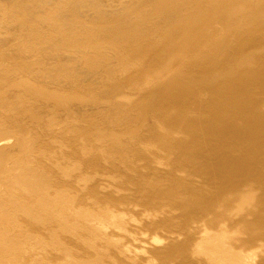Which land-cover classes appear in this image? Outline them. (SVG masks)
<instances>
[{"label": "rangeland", "instance_id": "rangeland-1", "mask_svg": "<svg viewBox=\"0 0 264 264\" xmlns=\"http://www.w3.org/2000/svg\"><path fill=\"white\" fill-rule=\"evenodd\" d=\"M263 25L264 0H0V264H264Z\"/></svg>", "mask_w": 264, "mask_h": 264}, {"label": "bare ground", "instance_id": "bare-ground-1", "mask_svg": "<svg viewBox=\"0 0 264 264\" xmlns=\"http://www.w3.org/2000/svg\"><path fill=\"white\" fill-rule=\"evenodd\" d=\"M233 1V0H232ZM132 2V1H131ZM218 2V1H217ZM220 2V1H219ZM206 3H208V2H206ZM205 3V4H206ZM211 3V2H210ZM221 3V2H220ZM127 4V3H126ZM224 4V3H223ZM262 4V3H261ZM158 5V4H157ZM201 5V4H200ZM209 5V4H208ZM208 5L206 4V6L204 7L203 5H202V7H204L205 9H207V7H208ZM213 5V4H212ZM215 5V4H214ZM213 5V6H214ZM220 5H222V4H220ZM211 6V4L209 5V7ZM212 6V7H213ZM222 6H224V5H222ZM232 6H234V5H232ZM202 7H201V10L203 11V9H202ZM217 7V6H216ZM158 8V7H157ZM217 8H219V7H217ZM224 8V7H223ZM222 8V9H223ZM210 9V8H209ZM201 10L199 11V12H201ZM213 10V9H212ZM218 11H219V9H217ZM217 10L215 11L216 13H217ZM224 10V9H223ZM207 11V10H206ZM204 12V11H203ZM224 11H221V13H223ZM204 13H206V12H204ZM210 13H212V11L210 12L209 11V13L208 14H210ZM218 13H220V12H218ZM200 14V13H199ZM202 14V13H201ZM215 14V13H214ZM190 15V14H189ZM206 15V14H205ZM196 16H198V15H196ZM211 16V15H210ZM210 16H207V18H205V19H207V20H210L211 19V17ZM217 16V15H216ZM216 16H214V17H216ZM193 17H195V16H193ZM193 17H192V19L191 20H193ZM202 17V16H201ZM203 17H204V15H203ZM208 17H210V19H208ZM231 18V17H230ZM204 19V18H203ZM213 19V18H212ZM212 19H211V21H212ZM202 20V19H201ZM179 21V20H178ZM205 21H203L202 23H204ZM213 22V21H212ZM191 24H192V22H190ZM195 23H197V21L195 22ZM194 23V24H195ZM200 23V22H199ZM202 23H200V24H202ZM209 23V22H208ZM180 25V23H177L176 25ZM207 24V23H206ZM205 24V25H206ZM210 24V23H209ZM183 25V24H182ZM204 25V24H203ZM202 25V26H203ZM187 26V25H186ZM192 26V25H191ZM195 26H197L196 24H195ZM209 26V25H208ZM264 26V25H263ZM175 27V26H174ZM179 27V26H178ZM189 27V26H188ZM198 27V26H197ZM206 27H207V25H206ZM210 27V26H209ZM177 28V27H176ZM204 28V27H203ZM261 28V31H262V27H260ZM259 28V29H260ZM179 29V28H178ZM192 29V28H191ZM193 29L194 30H197V29H195L194 27H193ZM201 29V28H200ZM198 30H199V28H198ZM202 30V29H201ZM264 30V29H263ZM200 31V30H199ZM202 32H205V31H203L202 30ZM250 32V31H249ZM257 32V31H256ZM200 33V32H199ZM264 33V32H263ZM203 34L204 33H202L201 35L203 36ZM255 34V33H254ZM258 35V34H257ZM262 36V35H261ZM182 37V36H181ZM186 37V36H185ZM201 37V36H200ZM199 38V37H198ZM204 38V37H203ZM208 38V37H207ZM252 38V37H251ZM258 38V37H257ZM205 39V38H204ZM246 39H247V37H246ZM194 40V39H193ZM206 40V39H205ZM255 40V39H254ZM258 40V39H257ZM261 40V39H260ZM259 40V41H260ZM190 42H191V40H189ZM252 42H254L253 40H251ZM250 41V42H251ZM194 42V41H193ZM193 42H191V43H193ZM199 41H197V39H196V43H198ZM201 42H204L203 40H201ZM200 42V43H201ZM206 42H207V40H206ZM209 42V41H208ZM243 42V41H242ZM240 43V44H244V43ZM256 42V41H255ZM264 42V41H263ZM191 43H189V45L191 44ZM246 43H247V41H246ZM259 43H261V42H259ZM195 44V43H194ZM202 44V43H201ZM252 43H250V45H251ZM188 44H187V46H189ZM192 45V44H191ZM198 45H200L199 43H198ZM206 45V44H205ZM209 45V44H208ZM237 45V44H236ZM235 45V46H236ZM258 45V44H257ZM195 48H199V49H201L200 48V46L199 47H197V45L195 44ZM211 46V45H210ZM238 46V48L239 47H241L240 45H237ZM243 46V45H242ZM246 47L248 46V44H246L245 45ZM256 46V45H255ZM255 46H253V47H255ZM260 46H263V44H261ZM201 47H203V45H201ZM214 47H215V45H214ZM250 47V46H249ZM264 47V46H263ZM189 48V47H188ZM194 48V47H193ZM195 48L193 49L194 50V52H198V49L195 51ZM203 48H205V47H203ZM208 48H210V47H208ZM242 48V47H241ZM251 48V47H250ZM249 48V49H250ZM190 49H191V46H190ZM190 49H188V50H190ZM219 49V48H218ZM243 50L245 49V48H242ZM248 49V48H247ZM253 49H255V48H253ZM260 49V48H259ZM261 49H263V48H261ZM192 50V49H191ZM205 50V49H204ZM203 50V51H204ZM209 50V49H208ZM212 50V49H211ZM252 50V49H251ZM250 50V51H251ZM187 51V50H186ZM245 51H246V49H245ZM201 52V51H200ZM254 52V51H253ZM193 53V52H192ZM241 53V52H240ZM244 53V52H243ZM262 55H264V54H262ZM262 55H259V56H261V58H262ZM248 56V55H247ZM244 57V56H243ZM256 57V56H255ZM246 58V57H245ZM244 58V59H245ZM248 58V57H247ZM258 58V57H257ZM264 59V58H263ZM79 60V59H78ZM238 60H240V59H238ZM239 62V61H238ZM254 62V61H253ZM254 64V63H253ZM257 66V65H256ZM256 66H254V67H256ZM259 66V65H258ZM263 66V65H262ZM257 68V67H256ZM254 69V68H253ZM260 69H261V66H260ZM256 70V69H255ZM262 71H263V69H262ZM262 71H261V73H262ZM264 72V71H263ZM247 73V72H246ZM246 76H247V74H245ZM241 76V75H240ZM242 77H244V74L242 75ZM240 77H237V79H236V81H231V82H228V83H225L222 87H220V90L215 94L216 95V97L215 98H213V99H217L218 97V99L217 100H215L213 103H211L210 101V106H208L209 105V103L207 104V106L209 107V109L211 110V107H215L214 108V110H216V111H220V112H224L226 109H228L227 107H229L230 108V106H227V105H229V103H228V100H230V102H231V92H232V88H234L235 86H237V85H240V82L239 81H241L242 80V78L241 79H239ZM239 79V80H238ZM233 80V79H232ZM238 80V81H237ZM172 92V91H171ZM179 92V91H178ZM220 92H221V94H222V97H220ZM179 93H181V92H179ZM233 93V92H232ZM173 94V93H172ZM176 95H178V96H180L178 93H176ZM182 97V96H181ZM242 98V97H241ZM234 99V98H233ZM239 100V99H238ZM228 103V104H227ZM231 104V103H230ZM207 107V108H208ZM206 108V109H207ZM213 109V108H212ZM212 111V110H211ZM227 111V110H226ZM210 113H212V112H210ZM209 113V114H210ZM215 114V113H214ZM217 114H220L219 112L217 113ZM209 127V126H208ZM211 129V128H210ZM208 130H209V128H208ZM1 153V152H0ZM15 175V174H14ZM19 180V179H18ZM16 185V184H15ZM19 186V185H18ZM7 201V200H6ZM4 205V204H3ZM6 208V207H5ZM22 214V213H21ZM227 215V214H226ZM34 223V222H33ZM258 233V232H257ZM219 239V238H218ZM222 239H224V238H222ZM227 239V238H226ZM208 241V240H207ZM211 241V240H210ZM206 244V243H205ZM212 245V244H211ZM216 245V244H215ZM174 246V245H173ZM224 246V245H223ZM227 248V247H226ZM232 248V247H231ZM231 250V249H230ZM229 251V250H228ZM227 251V252H228ZM234 251V250H233ZM226 252V253H227ZM230 252V251H229ZM230 254V253H229ZM255 255V254H254ZM233 256H234V254H233ZM249 257V256H248ZM229 259V258H228ZM243 259V258H242ZM237 260V259H236ZM251 260V259H250ZM225 261V260H224ZM239 261V260H238ZM229 262V261H228ZM236 262V261H235ZM238 264L239 263H241V262H237ZM250 264V263H249Z\"/></svg>", "mask_w": 264, "mask_h": 264}]
</instances>
